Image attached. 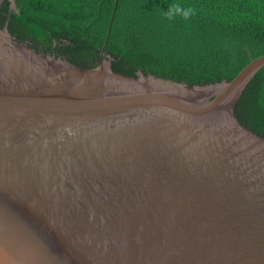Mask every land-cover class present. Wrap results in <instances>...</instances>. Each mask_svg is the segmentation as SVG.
<instances>
[{"label":"water","instance_id":"water-1","mask_svg":"<svg viewBox=\"0 0 264 264\" xmlns=\"http://www.w3.org/2000/svg\"><path fill=\"white\" fill-rule=\"evenodd\" d=\"M0 0V264H264V65L190 83ZM115 7L113 9V12Z\"/></svg>","mask_w":264,"mask_h":264},{"label":"trees","instance_id":"trees-1","mask_svg":"<svg viewBox=\"0 0 264 264\" xmlns=\"http://www.w3.org/2000/svg\"><path fill=\"white\" fill-rule=\"evenodd\" d=\"M173 3L196 14L169 20ZM15 9L100 48L113 14L106 52L190 83L230 79L264 54V0H17ZM245 91L264 102V65Z\"/></svg>","mask_w":264,"mask_h":264},{"label":"clouds","instance_id":"clouds-1","mask_svg":"<svg viewBox=\"0 0 264 264\" xmlns=\"http://www.w3.org/2000/svg\"><path fill=\"white\" fill-rule=\"evenodd\" d=\"M196 14V9L192 6L184 7L179 3L170 4L165 12L169 20H175L177 17L187 21Z\"/></svg>","mask_w":264,"mask_h":264}]
</instances>
